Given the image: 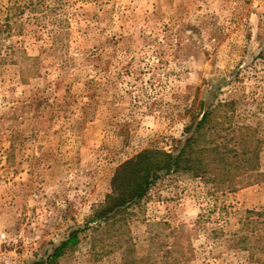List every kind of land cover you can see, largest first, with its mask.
<instances>
[{
  "label": "rangeland",
  "instance_id": "rangeland-1",
  "mask_svg": "<svg viewBox=\"0 0 264 264\" xmlns=\"http://www.w3.org/2000/svg\"><path fill=\"white\" fill-rule=\"evenodd\" d=\"M10 1L0 0V264H44L105 202L122 163L174 151L220 102L233 104L218 110L217 140L237 144L226 118L255 128L264 172V0H35L6 30ZM244 181L232 192L164 175L125 213L90 224L60 264H264L231 247L245 212L264 211V176Z\"/></svg>",
  "mask_w": 264,
  "mask_h": 264
},
{
  "label": "trees",
  "instance_id": "trees-1",
  "mask_svg": "<svg viewBox=\"0 0 264 264\" xmlns=\"http://www.w3.org/2000/svg\"><path fill=\"white\" fill-rule=\"evenodd\" d=\"M38 3L35 0H11L7 9L6 30H11V21L17 19L19 14L36 7ZM57 27L63 26L60 23ZM57 34L59 29L55 30V36ZM232 104L220 102L207 109L197 122L185 128L187 136L184 143L174 151L145 149L122 163L113 175L111 192L105 202L93 211L84 228L73 230L54 247L44 264H60V259L79 245L80 234L92 228L90 224L101 227L125 213L129 207L140 202L164 175L189 172L196 177L210 179L218 190L232 192L245 185V178L264 176V172L260 170L262 140L255 128L248 125L234 126L225 117L230 130L237 135V144L229 146L217 140L221 125L218 122V110L224 106L232 107ZM240 224V230L231 235V247L247 252L251 263L264 262V211L247 210L241 217Z\"/></svg>",
  "mask_w": 264,
  "mask_h": 264
}]
</instances>
